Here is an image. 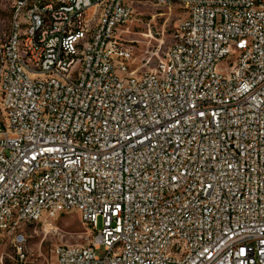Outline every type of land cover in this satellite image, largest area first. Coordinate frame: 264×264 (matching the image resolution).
Returning a JSON list of instances; mask_svg holds the SVG:
<instances>
[{"label": "built area", "instance_id": "built-area-1", "mask_svg": "<svg viewBox=\"0 0 264 264\" xmlns=\"http://www.w3.org/2000/svg\"><path fill=\"white\" fill-rule=\"evenodd\" d=\"M154 1L186 17L146 71L117 34L128 0L17 1L0 236L77 211L93 238L58 264H264V0Z\"/></svg>", "mask_w": 264, "mask_h": 264}, {"label": "rangeland", "instance_id": "rangeland-1", "mask_svg": "<svg viewBox=\"0 0 264 264\" xmlns=\"http://www.w3.org/2000/svg\"><path fill=\"white\" fill-rule=\"evenodd\" d=\"M18 0H0V38L11 29ZM132 10L130 21L118 31L120 44L131 53L133 70L152 68L175 42L177 29L186 17L179 6H161L154 0H128ZM92 10L89 11L90 16ZM0 123L4 117L0 108ZM21 247L14 236H0V264H58L54 255L57 246H86L93 231L83 222L77 211L63 213L55 218L21 227ZM21 250V251H20ZM105 250L97 252L104 256Z\"/></svg>", "mask_w": 264, "mask_h": 264}]
</instances>
